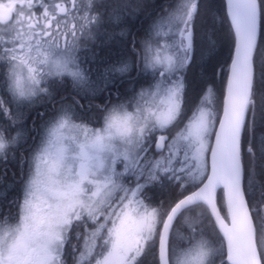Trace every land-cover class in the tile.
<instances>
[{
	"label": "snow or ice",
	"instance_id": "obj_1",
	"mask_svg": "<svg viewBox=\"0 0 264 264\" xmlns=\"http://www.w3.org/2000/svg\"><path fill=\"white\" fill-rule=\"evenodd\" d=\"M141 7L0 0V264H264V0L211 28L206 0H165L138 36ZM217 22L224 89L189 107Z\"/></svg>",
	"mask_w": 264,
	"mask_h": 264
},
{
	"label": "trees",
	"instance_id": "obj_2",
	"mask_svg": "<svg viewBox=\"0 0 264 264\" xmlns=\"http://www.w3.org/2000/svg\"><path fill=\"white\" fill-rule=\"evenodd\" d=\"M142 7L138 13L136 21H133L128 27L131 28L133 32H136L138 36H143L144 30L151 23V19L155 17V12H153L152 5H162L165 0H140ZM206 7L198 18V22L201 24L202 28H211L214 20L213 17L220 16L223 14L224 10V0H206ZM148 13H152V17H149ZM216 30L220 39L217 44V49L214 54H206L204 59H197L196 63L190 68L187 76L189 83L187 100L189 102V107L196 102L206 84H211L216 90L217 96L223 91V79L224 74L221 73L220 76H214L213 72L216 69L217 61L228 54V48L231 42L230 33L228 31L227 25L225 24L221 28L220 24L216 23ZM111 31V29H109ZM119 31V29H117ZM122 46V41L119 37L114 40H110L106 43L100 44L96 47V52L102 59L105 60H115L118 58L117 53ZM50 112V109L48 110ZM3 120V119H2ZM6 125L5 121H2ZM13 170L15 165L11 166ZM11 179V176H9ZM19 192V186H17L14 192H10L9 196H14ZM221 193L218 192V204H222L220 200Z\"/></svg>",
	"mask_w": 264,
	"mask_h": 264
},
{
	"label": "flooded vegetation",
	"instance_id": "obj_3",
	"mask_svg": "<svg viewBox=\"0 0 264 264\" xmlns=\"http://www.w3.org/2000/svg\"><path fill=\"white\" fill-rule=\"evenodd\" d=\"M223 82H224V79H223ZM126 86V85H125ZM223 88H224V84H223ZM95 103H101V99L100 98H98V99H96L95 101H94ZM81 103H86V101H84V100H81ZM2 117H0V124H3L2 123ZM95 126V125H94ZM222 214H223V208H222Z\"/></svg>",
	"mask_w": 264,
	"mask_h": 264
}]
</instances>
